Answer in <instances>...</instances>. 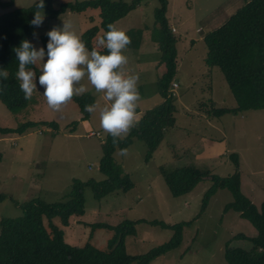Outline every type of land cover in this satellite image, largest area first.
<instances>
[{
	"label": "rangeland",
	"instance_id": "374dc122",
	"mask_svg": "<svg viewBox=\"0 0 264 264\" xmlns=\"http://www.w3.org/2000/svg\"><path fill=\"white\" fill-rule=\"evenodd\" d=\"M35 1L13 0L10 6L0 7V13L29 6ZM64 1L75 0H51L53 6ZM145 1L114 22L119 29L136 32L130 37L134 44L126 53L129 56L126 72L138 74L140 78L141 99L136 119L160 100L155 79L161 69L156 67L158 52L152 40L155 35L152 16L155 1ZM242 3L243 0H185L187 7L182 21L176 17L169 20L174 28L168 27L176 38L174 78L178 86L172 88L174 124L163 131L161 140L146 161L144 145L137 139L133 138L126 146L129 149L126 157L119 156L117 149L113 150L112 162L127 174L131 188L95 197L90 187H84L82 214L71 215L65 226L59 224L57 217L51 219L62 230L65 243L77 246L89 243L104 250L112 230L104 227L92 229L90 224L116 225L123 219H137L140 222L134 225L135 233L124 237L128 254H143L171 238L170 228L150 224V221L166 225L187 222L181 229L179 244L147 264H226L223 258L225 244L230 248L249 249V238L255 236L256 230L237 212L223 210L231 201L227 189L218 188L205 197L211 181L203 177L187 193L172 196L157 172L160 164H190L202 172L224 177L235 170L229 158L233 152L237 157L241 194L259 212L263 208L264 109L229 112L218 117H206L200 110V106H210L208 99L214 107L234 104L220 71L216 67L208 70L202 62L205 53L202 35L220 25ZM174 10H169L171 15L176 13ZM209 18L207 23L205 20ZM98 20L96 10L66 11L55 18L46 16L42 26L34 28L30 42L42 48L40 35L47 34L53 27H62L63 22L71 21L80 35ZM35 69L40 72L39 65H35ZM82 83L88 88L86 93L93 96L90 104L97 105V110L85 118L81 117L74 101L63 106L60 112L50 110L42 96L44 89L38 83V93H34L17 112L8 111L0 102V127H20L26 121L56 123V129L36 124L19 132L0 133V218L20 215L14 202L36 197L44 202L62 201L73 180L97 181L103 178L98 171V160L102 155L100 141L104 133L99 110L108 102L86 78ZM91 130L99 132L100 138L86 136Z\"/></svg>",
	"mask_w": 264,
	"mask_h": 264
},
{
	"label": "trees",
	"instance_id": "16d2710c",
	"mask_svg": "<svg viewBox=\"0 0 264 264\" xmlns=\"http://www.w3.org/2000/svg\"><path fill=\"white\" fill-rule=\"evenodd\" d=\"M154 1L152 16L155 35L152 40L158 52L156 67L160 66L161 69L155 79V88L160 100L138 116L136 126L119 143V148H126L133 138L141 141L145 151L144 161L150 158L157 147L163 131L174 124L175 110L170 84L173 82L176 70L174 46L176 38L167 24V0ZM12 2L13 0H0V7L10 6ZM35 2L29 6L0 13V69L9 73L6 80L0 81L7 85L6 92L0 93V102L10 112H17L26 105L15 76L18 61L14 49L24 40L30 42L35 28L30 23L36 10ZM145 2V0L143 2L142 0H75L60 2L53 6L51 0H44V12L47 17L55 18L66 11L78 13L96 10L99 17L97 24L87 27L80 34L88 50L91 51L96 46V39L108 30L109 23H114L128 11ZM125 32L129 37L136 33ZM202 41L205 46L202 58L204 66L208 69L216 67L220 71L234 101L231 107H214L208 99L210 105L208 108L200 106L202 114L206 117H218L229 112L264 109V0H243V3L220 25L204 32ZM47 42L48 36L40 35L41 47L45 51ZM133 44L131 42L128 47ZM99 51L107 54V49H99ZM30 67L36 71L38 78L40 72L35 66ZM92 99L93 96L89 93L73 97L82 118L87 117L88 112L84 111V107L89 105ZM36 124L56 129L54 121H26L20 127H0V133L19 132ZM100 142L102 155L98 160V171L102 174V179L73 180L62 201L44 202L36 197L21 203L14 202L20 209V215L0 218V264H147L151 259L179 244L181 229L187 224L186 221L173 225L150 221V224L170 228L171 238L143 254L126 253L124 237L135 233L134 225L140 222L137 219H123L116 225L90 224L92 229L104 227L112 230L104 250L89 243L77 246L64 242L62 230L52 223L51 219L57 217L59 224L65 226L71 215L82 214L84 187H90L94 196L98 197L113 190L124 192L132 186L127 174L122 172L120 167H115L112 162L111 153L116 149L112 137L104 132ZM229 158L235 170L224 177L210 174L208 171L202 172L190 164L180 166L160 164L157 166V172L172 196L187 193L203 177L211 181L205 197L212 195L218 188L227 189L231 201L224 205L223 210L232 209L237 212L255 228L256 234L249 238V249L230 248L225 244L223 258L226 264H264V206L259 212L255 205L241 194L236 154L230 153ZM1 198L2 194H0ZM204 203L203 200L202 207Z\"/></svg>",
	"mask_w": 264,
	"mask_h": 264
},
{
	"label": "clouds",
	"instance_id": "9594fccd",
	"mask_svg": "<svg viewBox=\"0 0 264 264\" xmlns=\"http://www.w3.org/2000/svg\"><path fill=\"white\" fill-rule=\"evenodd\" d=\"M44 8V0H36V10L30 22L32 26H42L46 18ZM107 29L96 39V46L91 51L71 21L63 22L62 27H53L47 32L46 51L28 40L22 41L14 49L18 61L15 76L26 101L38 93V83L44 89L42 96L49 109L54 112H60L63 106L73 101V97L88 91L82 83L86 78L97 93H103L108 102L99 110L102 130L112 137L117 154L126 157L129 149L119 148V143L136 126V109L141 99L138 89L140 78L138 74L126 72L129 63L126 53L131 38L114 23H109ZM99 49H107V54H102ZM35 65L40 66L38 81L36 71L30 67ZM8 75L7 70L0 69V81L6 80ZM6 90L7 85L0 83V93ZM96 110V104L84 107L88 113Z\"/></svg>",
	"mask_w": 264,
	"mask_h": 264
},
{
	"label": "crops",
	"instance_id": "0c3cea01",
	"mask_svg": "<svg viewBox=\"0 0 264 264\" xmlns=\"http://www.w3.org/2000/svg\"><path fill=\"white\" fill-rule=\"evenodd\" d=\"M186 7H187V5L185 4V0H167V5H166V16H167V24L169 25V26H171L172 28H174L171 24H170V22H169V20L170 19H172V18H174V17H176V19L178 20V21H182V14L185 12V10H186ZM174 9H176L177 11H176V13H173L172 15L170 14L171 13V11L169 12V10H172L173 12H175V10ZM168 14V15H167ZM205 21H207V23H209L210 22V18L209 19H206ZM174 31H175V29H174ZM173 31V32H174ZM155 69V68H154ZM153 69V70H154ZM206 69H208L207 67H206ZM209 70V69H208ZM175 72H176V70H175ZM175 75V74H174ZM206 75H207V73H206ZM172 81H174V82H176V84H177V86H178V82H177V80L173 77V79H172ZM142 113V112H141ZM140 115V114H139Z\"/></svg>",
	"mask_w": 264,
	"mask_h": 264
},
{
	"label": "built area",
	"instance_id": "2783aa9c",
	"mask_svg": "<svg viewBox=\"0 0 264 264\" xmlns=\"http://www.w3.org/2000/svg\"><path fill=\"white\" fill-rule=\"evenodd\" d=\"M171 88H174V87H176L177 86V84H176V82H171ZM86 136H96V137H99L100 138V133L99 132H97V131H89L88 133H86Z\"/></svg>",
	"mask_w": 264,
	"mask_h": 264
}]
</instances>
